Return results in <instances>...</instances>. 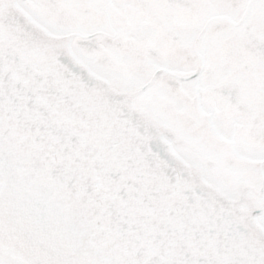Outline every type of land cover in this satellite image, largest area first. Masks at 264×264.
Returning a JSON list of instances; mask_svg holds the SVG:
<instances>
[{
	"label": "snow or ice",
	"instance_id": "6c2138e0",
	"mask_svg": "<svg viewBox=\"0 0 264 264\" xmlns=\"http://www.w3.org/2000/svg\"><path fill=\"white\" fill-rule=\"evenodd\" d=\"M0 264H264V0H0Z\"/></svg>",
	"mask_w": 264,
	"mask_h": 264
}]
</instances>
